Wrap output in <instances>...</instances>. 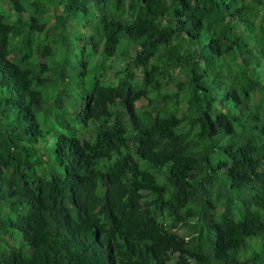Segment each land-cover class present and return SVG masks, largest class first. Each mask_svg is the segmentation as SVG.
<instances>
[{
    "label": "trees",
    "instance_id": "trees-1",
    "mask_svg": "<svg viewBox=\"0 0 264 264\" xmlns=\"http://www.w3.org/2000/svg\"><path fill=\"white\" fill-rule=\"evenodd\" d=\"M0 264H264V0H0Z\"/></svg>",
    "mask_w": 264,
    "mask_h": 264
},
{
    "label": "rangeland",
    "instance_id": "rangeland-1",
    "mask_svg": "<svg viewBox=\"0 0 264 264\" xmlns=\"http://www.w3.org/2000/svg\"><path fill=\"white\" fill-rule=\"evenodd\" d=\"M183 77H185V75L183 74ZM168 89L171 90L172 88L170 86H168ZM175 88H173L174 90ZM253 239H249V241H252ZM259 249V248H258ZM258 249H256V251H258ZM250 252L253 251L252 249L249 250Z\"/></svg>",
    "mask_w": 264,
    "mask_h": 264
}]
</instances>
